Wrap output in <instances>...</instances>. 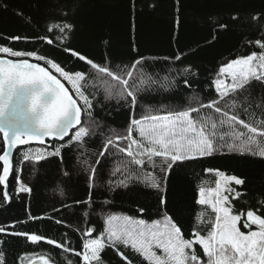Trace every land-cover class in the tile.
<instances>
[{"label":"snow or ice","instance_id":"obj_1","mask_svg":"<svg viewBox=\"0 0 264 264\" xmlns=\"http://www.w3.org/2000/svg\"><path fill=\"white\" fill-rule=\"evenodd\" d=\"M150 6L155 8L158 3ZM3 7L7 9L6 4ZM180 7L181 0H174L177 24ZM232 19L235 20L236 17ZM262 19L264 12L252 17L253 21ZM219 27L227 29L228 25L221 23ZM72 29L71 23H59L47 28L43 36H0V40L5 41L0 44V135L3 139V148L0 149V188L3 189L5 203H10L14 197L30 196L33 192V188L20 178L23 167L17 168L14 163L13 150L17 146L28 145L31 141L44 145L42 149H36L34 154L31 151L22 153L21 165L38 164L50 158L62 161L65 149H71L73 145L82 146L87 138L96 136L103 127L93 117L95 97L90 98L81 90V82L87 80L85 71L66 70L54 58H46L35 50H17L8 46L18 42H42L54 46L66 40ZM254 44L264 50V37L255 40ZM60 50L93 70L96 83L103 89L105 98L114 97L118 101H124L131 113L122 134L115 129H111L107 135L99 133L103 143L94 154V160L82 161L87 173L88 198L76 201L75 204L91 206L96 177L103 172L110 159L122 155L126 158V163L116 166L110 175L115 177L123 173L124 178L118 181L109 179V186L128 189L136 183H143L145 187L155 190L158 196V214L162 219L148 223L144 219L130 216L108 215L106 227L98 235L94 227H87L80 233L79 250L72 246L67 234L58 241L45 235L9 230L27 221H13L7 226H0V234L23 237L33 244L45 242L52 245L67 254L64 257L66 264H77L68 258L72 256L80 264H104L102 253L105 249L113 250L122 264H133L130 254L141 257L147 264H264V200L260 201L259 209L249 207L244 210L241 203L244 193L237 190V186L246 185L245 178L226 174L219 169L205 170L208 173L214 172L217 179L215 187L199 188L197 203L210 206L215 218L206 235L194 230L191 239L185 238L182 227L167 214L164 195L171 172L186 162L213 157L218 152L248 153L264 158V119L249 122L242 119L236 111H229L240 108L248 112L249 109L238 104L233 97L250 92L254 82L264 88V51L252 52L220 67L219 74L213 81L217 99L202 103L199 97H194L197 106H188L183 110L168 109L161 105L159 109L137 119L135 109L139 96L164 87L158 79L146 77L147 82L140 79L139 70L147 63L145 58L134 60L130 68L114 71L94 62L79 50L72 49L70 45L64 44ZM183 55L173 54L172 62L182 63ZM33 60L36 62H30ZM188 75H197L191 66L176 71L177 77H185L183 85L191 88ZM62 80L71 85L74 94L65 87ZM168 87L179 88L180 84L173 77L168 81ZM261 100L264 104V96ZM205 109L214 110L219 118L201 115ZM225 127L227 131L223 130ZM47 138L54 142L51 151H48L49 146L45 143ZM57 140L60 142L58 146L55 143ZM64 175L68 173L65 172ZM10 186L14 193H10ZM210 194L213 199H209ZM234 203L241 206L235 208ZM60 211L61 209H53L55 214ZM139 211L142 213L144 209L140 208ZM84 215H89L87 208ZM29 219L52 217L29 216ZM117 221L121 222L115 223ZM53 222L67 227L62 219H54ZM5 243L0 240V264H7L3 248ZM197 246L201 249L200 252L197 251ZM126 250H131L130 254ZM25 259L28 264H40V261L50 264L51 261V258L43 255L34 260L31 254L23 253L18 257L17 264H24Z\"/></svg>","mask_w":264,"mask_h":264},{"label":"trees","instance_id":"obj_2","mask_svg":"<svg viewBox=\"0 0 264 264\" xmlns=\"http://www.w3.org/2000/svg\"><path fill=\"white\" fill-rule=\"evenodd\" d=\"M154 3H158L155 8L150 6ZM5 4L6 10L3 7ZM261 12H264V0H181L177 24L174 0H0V36H43L46 29L55 24L73 25L67 39L54 46L42 42H18L8 46L17 50H35L46 58H54L66 70L85 71L87 80L82 83L83 91L90 98L95 97L93 117L103 125L97 135L87 138L82 146L73 145L71 149H65L62 161L50 158L38 164L21 165L22 153L31 151L34 154L36 149H42L44 145L30 142L21 146L15 153L14 163L17 168L23 167L20 178L33 188V192L30 196L14 197L10 203H5L3 189L0 188V226H7L13 221H27L9 230L45 235L58 241L67 234L72 246L79 250L80 233L87 227H94L98 235L106 227L108 215L130 216L150 223L162 219L158 214L155 190L145 187L143 183H136L128 189L109 186V179L118 181L124 178L123 173L115 177L110 175L116 166L126 163L122 155L110 159L103 172L96 177L91 206L75 204L76 201L88 198L87 173L82 161L94 160V154L103 143L99 133L107 135L111 129H115L122 134L131 113L124 101L114 97L105 98L103 89L96 83L95 72L61 51L64 44L114 71L130 68L134 60L145 58L147 63L139 70L140 79L152 77L158 79L164 87L139 96L135 109V117L139 119L159 109L161 105L168 109L183 110L188 106H197L194 97H199L202 103L217 99L213 81L220 67L252 52L264 51L254 44L255 40L264 37V19L252 20L253 16ZM233 17L236 19L233 20ZM221 23H226L227 29L220 28ZM4 43V40H0V44ZM180 53L184 54L182 63H173V54ZM185 66H191L192 71L197 73L196 76H187L191 88L183 85L185 77L176 76V71ZM173 77L180 84L179 88L168 87V81ZM64 82L74 94L71 85ZM262 96L264 88L254 82L250 92L233 97L249 111L244 112L240 108L229 111H236L249 122L264 119ZM206 114L219 118L214 110L205 109L201 113ZM223 130L227 131V128ZM53 143V140L46 142L48 151L52 150ZM55 143L58 146L60 142L57 140ZM2 148L3 139L0 135ZM206 169H219L226 174L246 179V185L237 186V190L244 193L241 203L245 211L249 207L259 209L260 201L264 200V158L259 156L218 152L213 157L175 167L164 193L167 214L178 222L188 239L192 238L194 230L206 235L215 218L210 207L197 203L199 188L212 187L217 179L214 172L208 173ZM65 172L68 175H64ZM10 193H14L11 186ZM233 206L239 208L241 204L234 203ZM86 208L89 211L87 216L84 215ZM140 208L144 212L141 213ZM53 209L61 211L55 214ZM29 216L52 219L30 220ZM54 219H62L67 227L54 223ZM0 240L6 242L3 248L7 264H17L18 257L23 253L31 254L34 260L43 255L51 258L50 264H66L64 257L67 254L45 242L33 244L23 237L3 234H0ZM197 251H201L198 246ZM126 252L130 254L131 250ZM68 258L80 264L76 257ZM102 258L104 264H122L111 249H105ZM130 258L133 264H147L141 257L130 254ZM24 264H28L27 259Z\"/></svg>","mask_w":264,"mask_h":264},{"label":"water","instance_id":"obj_3","mask_svg":"<svg viewBox=\"0 0 264 264\" xmlns=\"http://www.w3.org/2000/svg\"><path fill=\"white\" fill-rule=\"evenodd\" d=\"M30 62H36V61H30ZM53 74H55V73H53ZM58 78H60V77L58 76ZM62 83L65 84V87L69 88V87L67 86V84H66L63 80H62ZM69 90H70V88H69ZM70 92H71V90H70ZM48 140H52V139H51V138H47L46 141H45V143H46ZM31 142L39 143V142H37V141H31ZM21 146H23V145H21ZM21 146H17V149H14V150H13L14 156H15L16 151H17ZM36 260H38V259H36ZM40 264H43V262L40 261Z\"/></svg>","mask_w":264,"mask_h":264},{"label":"rangeland","instance_id":"obj_4","mask_svg":"<svg viewBox=\"0 0 264 264\" xmlns=\"http://www.w3.org/2000/svg\"><path fill=\"white\" fill-rule=\"evenodd\" d=\"M258 53V52H257ZM218 76V75H217ZM217 78V77H216ZM222 79H223V77H221ZM230 82V81H229ZM83 83V81L81 82V84ZM82 91H83V87H82V89H81ZM212 187H215V184L212 186ZM212 187H206V189H208V188H212ZM214 197L210 194L209 195V199H213ZM208 207H210V206H208ZM211 208V207H210ZM113 216H119V217H123V216H121V215H113ZM121 221H117V222H115V223H120ZM147 222V221H146ZM148 223H150V222H148ZM243 230V229H242ZM253 230H255V229H253Z\"/></svg>","mask_w":264,"mask_h":264}]
</instances>
